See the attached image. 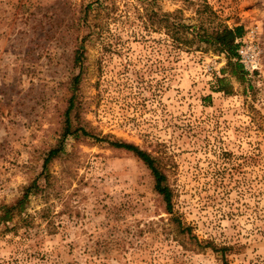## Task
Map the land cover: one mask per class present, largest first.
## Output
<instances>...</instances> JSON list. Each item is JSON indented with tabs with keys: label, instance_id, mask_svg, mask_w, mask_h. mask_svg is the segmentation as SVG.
I'll return each mask as SVG.
<instances>
[{
	"label": "rangeland",
	"instance_id": "obj_1",
	"mask_svg": "<svg viewBox=\"0 0 264 264\" xmlns=\"http://www.w3.org/2000/svg\"><path fill=\"white\" fill-rule=\"evenodd\" d=\"M219 23L256 27L264 50V0H0V264H264V66L236 49L234 72L198 41ZM74 89L91 135L66 138L48 182ZM114 140L156 158L173 212Z\"/></svg>",
	"mask_w": 264,
	"mask_h": 264
},
{
	"label": "trees",
	"instance_id": "obj_2",
	"mask_svg": "<svg viewBox=\"0 0 264 264\" xmlns=\"http://www.w3.org/2000/svg\"><path fill=\"white\" fill-rule=\"evenodd\" d=\"M210 9V15H215V12L210 8L208 5L204 4L201 14L207 12L206 10ZM167 27L172 31V34H185V31L190 28L187 23H184L181 19L179 20H171L168 17ZM245 32L244 26L236 25L234 27H230L229 25L219 23L213 27H204L201 25L197 30V37L198 41L202 44H207L210 48L214 51L219 53H227L229 58V65L232 66L234 72L238 69H242V65L240 63H235L232 59L236 56V39L241 37ZM184 43L188 46L194 41L193 39H188L185 35ZM243 74L245 72L243 71ZM80 75H77L73 79V83L77 85L80 80ZM219 83V91H227L222 84L224 82L223 78H217ZM77 104V94L75 89L72 95L69 98V105L64 113L65 115V129L63 131L62 139L59 141L56 147H53L47 153L44 163H43V170L40 173V176L44 178L45 181L51 182L52 171H51V164L60 156H62L65 152V140L69 135H74L75 137L79 136L78 134H82L84 136H90L91 133L88 132L84 127H76L74 128L73 125V112L75 110ZM96 138H99L96 136ZM108 140V137H105ZM102 140V138H100ZM111 145L119 148L124 149L128 152H132L135 156L140 158L142 162L146 163L149 169L152 172V175L155 179V189L156 191L162 195L164 201L167 205V210L169 212H173V192L170 185L167 182L166 174L158 167L157 162H155L156 158L152 157L150 153L141 149L138 145L126 141L114 140L111 141ZM41 185L39 184L38 180H34L30 185L26 186L24 189L23 195L20 199L12 206H6L3 214L4 221H10L15 214L21 213L26 206V203L29 200L30 195L36 194L40 191ZM17 211V213H16Z\"/></svg>",
	"mask_w": 264,
	"mask_h": 264
},
{
	"label": "built area",
	"instance_id": "obj_3",
	"mask_svg": "<svg viewBox=\"0 0 264 264\" xmlns=\"http://www.w3.org/2000/svg\"><path fill=\"white\" fill-rule=\"evenodd\" d=\"M237 53L243 68L250 73L262 71L263 53L256 27L249 28L245 34L236 39Z\"/></svg>",
	"mask_w": 264,
	"mask_h": 264
}]
</instances>
